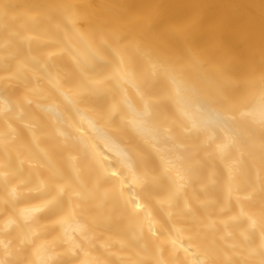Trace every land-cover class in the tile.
I'll list each match as a JSON object with an SVG mask.
<instances>
[{"label": "bare ground", "instance_id": "bare-ground-1", "mask_svg": "<svg viewBox=\"0 0 264 264\" xmlns=\"http://www.w3.org/2000/svg\"><path fill=\"white\" fill-rule=\"evenodd\" d=\"M0 264H264V0H0Z\"/></svg>", "mask_w": 264, "mask_h": 264}]
</instances>
